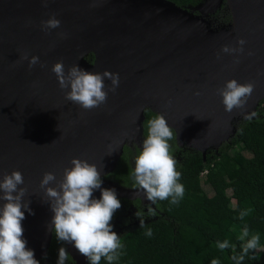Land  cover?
I'll list each match as a JSON object with an SVG mask.
<instances>
[{
  "label": "water",
  "instance_id": "1",
  "mask_svg": "<svg viewBox=\"0 0 264 264\" xmlns=\"http://www.w3.org/2000/svg\"><path fill=\"white\" fill-rule=\"evenodd\" d=\"M235 1L241 32L226 43L214 33L230 30L233 16L225 28H209L197 10L202 2L184 8L170 0H48L45 8L42 0H0V178L13 170L23 173L25 183L18 187L27 189L23 200L30 201L34 212L22 209L23 239L36 260L45 255L52 238L48 226L54 213L40 187L45 172H54L60 180L72 158L99 168L109 145L116 148L125 135L113 164L101 174V189H115L117 197L147 200L141 190L102 176L114 169L126 143L142 137L145 109L161 114L151 108L156 100L145 98L146 93L163 94L161 103L171 101L161 108L174 122L177 143L203 154L233 135L236 119L256 110L264 98V0ZM53 13L61 27L46 34L40 22ZM238 38L247 44L240 63L234 64V57L221 48L237 46ZM91 46L99 50L100 73H119L120 85L115 93L109 92L106 104L85 111L65 99L51 69L63 60L66 72L75 64L92 72L96 55L85 51ZM248 51L254 55L248 56ZM23 52L39 56L45 67L37 64L29 71L27 61L15 63ZM89 52L94 55L92 63L85 59ZM231 79L255 84L245 113L226 112L216 93ZM105 85L107 91L111 81L106 79ZM122 94L134 98L126 117L118 110ZM180 132L196 147L182 141ZM92 198L100 199L101 190ZM66 245L75 264H90L73 244Z\"/></svg>",
  "mask_w": 264,
  "mask_h": 264
},
{
  "label": "clouds",
  "instance_id": "2",
  "mask_svg": "<svg viewBox=\"0 0 264 264\" xmlns=\"http://www.w3.org/2000/svg\"><path fill=\"white\" fill-rule=\"evenodd\" d=\"M42 5L47 8L48 0H42ZM60 27L61 20L57 19L54 13L40 22V28L46 34ZM58 35L66 38L65 33ZM246 44L245 39L238 38L237 46L225 44L221 52L232 55L233 63L239 64ZM247 55L252 56L254 52L248 51ZM220 58L218 53L217 59ZM23 61L28 62L29 71L37 64L45 67L39 56H30L28 52L21 53L15 63ZM51 71L56 75L60 89L65 91V99L85 111L106 104L109 92L115 93L120 85L119 73L109 70L103 73L89 72L78 64L72 65L66 72L63 60L56 62ZM106 79L111 81L107 91ZM254 90L255 84L252 82L241 84L236 79H231L226 81L223 87L217 88L216 93L222 97L225 111L232 113L235 109L243 112ZM196 95L200 93L197 92ZM253 115L255 113H245L244 118L251 119ZM147 126L142 151L135 158L132 172L134 183L151 204L156 205L158 201L169 199L171 204H177L183 198L185 188L179 182L181 173L177 170V161L170 152L169 141L174 136L173 128L162 113L148 120ZM115 151L116 149L109 145L106 155ZM70 164L71 167L64 168L60 180H57L54 172H45L41 180L40 187L45 189L51 211L54 213L48 229L54 231L58 241L73 244L90 264H100L102 258L106 259L108 264H113L119 259L122 244L120 236L113 231L111 221L114 213L121 208V201L117 198L115 189H101V169L95 163L72 158ZM24 183L23 173L19 170H13L10 174L4 173L0 178V201H3L0 204V264H40L35 259L34 251L27 248V241L23 239L22 221L25 219V212L22 209L34 214L29 207L30 201L23 200L27 189L18 187ZM52 184H55V187L50 186ZM97 189L101 190V198L93 199V192ZM249 211H241L239 219L244 220ZM148 212L149 215H155L152 207L148 208ZM136 215L140 218L139 212ZM140 223L141 228H144V220L141 218ZM146 235L152 236L151 229L147 230ZM246 238V242L242 244V254H234L231 257L236 264H242L250 251L260 247V235H250L247 225L243 227L238 239L245 241ZM217 247L221 251L228 249L229 241L217 242ZM68 255L66 249L61 247L57 264H66ZM211 264H219V261L213 259Z\"/></svg>",
  "mask_w": 264,
  "mask_h": 264
},
{
  "label": "trees",
  "instance_id": "3",
  "mask_svg": "<svg viewBox=\"0 0 264 264\" xmlns=\"http://www.w3.org/2000/svg\"><path fill=\"white\" fill-rule=\"evenodd\" d=\"M170 1L190 8L203 0ZM214 17L226 24L231 21V12L224 4ZM85 59L92 63L93 53L89 52ZM252 113L255 115L251 119H236L233 135L216 147H208L204 154L179 145L173 130L170 152L181 173L179 182L184 185V196L177 204H171L169 199L153 206L143 202L140 196L117 197L122 206L114 213L111 224L123 219L124 211L134 206L145 226L133 224L117 232L122 248L119 259L113 264H211L213 259L219 264H236L231 257L242 254V244L247 238L240 241L238 237L245 225L250 235H260L259 248L263 251L259 248L250 251L242 264H264V98ZM144 116L142 136L145 139L147 121L157 114L145 109ZM140 151L142 149L135 143H126L114 169L103 178L137 189L132 172ZM203 182L211 186V195L203 190ZM149 207L155 210V215H149ZM244 210H250L249 215L240 220L239 214ZM148 229L152 231L150 237L146 235ZM224 240L229 241L230 247L221 251L217 242ZM61 247L68 252L66 242L58 241L52 231L50 245L38 260L40 264H57ZM66 264H75L70 254ZM100 264L108 262L102 258Z\"/></svg>",
  "mask_w": 264,
  "mask_h": 264
},
{
  "label": "bare ground",
  "instance_id": "4",
  "mask_svg": "<svg viewBox=\"0 0 264 264\" xmlns=\"http://www.w3.org/2000/svg\"><path fill=\"white\" fill-rule=\"evenodd\" d=\"M227 1V6H228V9H230L231 11V15L233 16V19H234V23L233 25L230 27V30L226 31L225 33H222V32H216L214 33L217 37H219L220 39H222L224 42L226 43H229L231 42L232 40H234L237 36L240 35V32H241V23H240V17H239V11H238V7H237V4H236V1L235 0H226ZM187 17H190L189 15H187ZM183 18V16H182ZM85 51H94L95 55H96V58H95V62L91 65V70L92 72L94 73H100V62H101V56H100V53H99V50L93 46L91 47H86V50ZM155 93V92H153ZM153 93H146L145 98L147 99H150V98H154L156 101L155 102H151V108L159 113H162L165 115L166 119L168 120L170 126H174V122L172 121V119L167 115V113L161 108V104H164V105H169L168 102H165V103H161L160 101L158 100H163L164 96L163 94H158L159 92H157L156 95H154ZM133 95L130 94V95H124L122 94V96H120L118 99H117V103H118V110L122 112V116H125L126 115H129L130 113V109H131V106L133 104ZM250 111V110H249ZM244 113L247 112V111H243ZM126 114V115H125ZM128 130L126 129L125 133H127ZM125 137V135L122 136L120 142L118 143L117 147L115 148L116 151L113 152L111 155H108L104 162L103 165H101L99 168L101 169V174L105 173L106 169L108 167H110L112 164H113V161L115 160V158L117 157L118 153H119V148H120V145L121 143L123 142V138ZM179 137L182 141H185L188 143V145L190 146H193V147H196L193 142L187 138V136H185V134L183 133H179ZM103 176V175H102ZM102 178V177H101ZM103 183H106V182H103Z\"/></svg>",
  "mask_w": 264,
  "mask_h": 264
},
{
  "label": "rangeland",
  "instance_id": "5",
  "mask_svg": "<svg viewBox=\"0 0 264 264\" xmlns=\"http://www.w3.org/2000/svg\"><path fill=\"white\" fill-rule=\"evenodd\" d=\"M224 4L226 6L225 0H203L202 3L198 6L197 10L199 13V17L201 19H204V21L206 22V25L209 28L221 29L227 26V23L221 24L220 22H218V20H216L217 18L214 17L216 10L220 9L221 6ZM143 140H144L143 136L138 137L137 143L134 141L133 143H135L137 146H139V148L142 149ZM244 154L248 155L247 152H244ZM202 188L205 191V193H207L208 195H211L213 193V190L209 184H206L203 182ZM144 210H146V208H144ZM136 213H137V210L134 206H130L129 208H127L123 213V216H122L123 219L119 218L113 222L112 224L113 231L117 233L133 224L140 223V218L136 215ZM259 250L262 252L263 248H259Z\"/></svg>",
  "mask_w": 264,
  "mask_h": 264
},
{
  "label": "flooded vegetation",
  "instance_id": "6",
  "mask_svg": "<svg viewBox=\"0 0 264 264\" xmlns=\"http://www.w3.org/2000/svg\"><path fill=\"white\" fill-rule=\"evenodd\" d=\"M146 202L149 203V204H151V202H149L148 200H146ZM151 206H153V204H151ZM146 210H147V208H146Z\"/></svg>",
  "mask_w": 264,
  "mask_h": 264
}]
</instances>
